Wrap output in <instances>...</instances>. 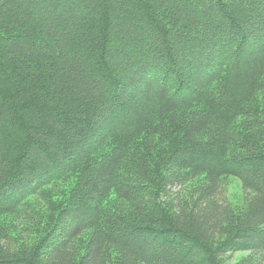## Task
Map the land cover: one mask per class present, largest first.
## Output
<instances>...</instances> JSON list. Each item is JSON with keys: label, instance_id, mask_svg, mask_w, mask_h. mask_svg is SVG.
<instances>
[{"label": "trees", "instance_id": "1", "mask_svg": "<svg viewBox=\"0 0 264 264\" xmlns=\"http://www.w3.org/2000/svg\"><path fill=\"white\" fill-rule=\"evenodd\" d=\"M0 264H264V0H0Z\"/></svg>", "mask_w": 264, "mask_h": 264}, {"label": "rangeland", "instance_id": "2", "mask_svg": "<svg viewBox=\"0 0 264 264\" xmlns=\"http://www.w3.org/2000/svg\"><path fill=\"white\" fill-rule=\"evenodd\" d=\"M223 195L227 197L229 202L236 208L243 204L244 193L241 187V182L236 177H226L223 180ZM19 226V225H17ZM17 236L19 233H15ZM14 236L16 237V235ZM20 235V234H19ZM243 253L238 254L236 258H240Z\"/></svg>", "mask_w": 264, "mask_h": 264}]
</instances>
